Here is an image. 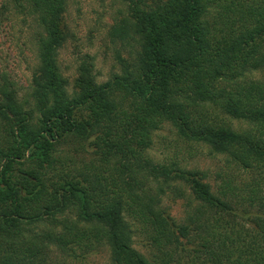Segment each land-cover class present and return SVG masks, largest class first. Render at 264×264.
<instances>
[{"label":"trees","instance_id":"obj_1","mask_svg":"<svg viewBox=\"0 0 264 264\" xmlns=\"http://www.w3.org/2000/svg\"><path fill=\"white\" fill-rule=\"evenodd\" d=\"M18 2L40 74L30 99L0 75V264L103 246L110 264H264V0H130L112 29L131 48L122 71L99 83L84 65L74 95L59 62L68 0ZM165 126L221 158L215 182L152 158ZM181 185L177 223L160 201Z\"/></svg>","mask_w":264,"mask_h":264},{"label":"rangeland","instance_id":"obj_2","mask_svg":"<svg viewBox=\"0 0 264 264\" xmlns=\"http://www.w3.org/2000/svg\"><path fill=\"white\" fill-rule=\"evenodd\" d=\"M20 5L18 0H0V75L7 74L15 82L19 96L30 99L34 79L40 74V61L33 17ZM130 16V0H68L61 18L66 40L60 49L59 62L70 95L80 91L84 65L92 69L99 83L122 71L131 48L113 36L112 29ZM227 120L237 129L248 127L238 120ZM149 154L158 161H177L188 170L206 172L207 180L212 183L221 167V158L208 147L183 143L169 126L155 133ZM182 186L184 196L168 190L160 201V206L177 223L183 222L192 199L190 188ZM135 240V247L147 253L142 238ZM59 264H110V251L103 246L79 260L66 258Z\"/></svg>","mask_w":264,"mask_h":264}]
</instances>
